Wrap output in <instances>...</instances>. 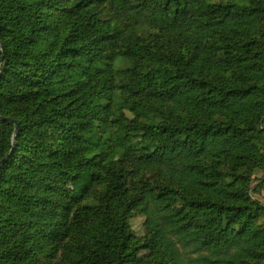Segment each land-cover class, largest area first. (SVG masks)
<instances>
[{
    "label": "trees",
    "instance_id": "1",
    "mask_svg": "<svg viewBox=\"0 0 264 264\" xmlns=\"http://www.w3.org/2000/svg\"><path fill=\"white\" fill-rule=\"evenodd\" d=\"M0 165V264H264V0H0Z\"/></svg>",
    "mask_w": 264,
    "mask_h": 264
},
{
    "label": "rangeland",
    "instance_id": "2",
    "mask_svg": "<svg viewBox=\"0 0 264 264\" xmlns=\"http://www.w3.org/2000/svg\"><path fill=\"white\" fill-rule=\"evenodd\" d=\"M261 197L264 198V192H262ZM138 221L141 222V220H137V221H135V226H134V228H135L136 231L138 230V224H137Z\"/></svg>",
    "mask_w": 264,
    "mask_h": 264
},
{
    "label": "water",
    "instance_id": "3",
    "mask_svg": "<svg viewBox=\"0 0 264 264\" xmlns=\"http://www.w3.org/2000/svg\"><path fill=\"white\" fill-rule=\"evenodd\" d=\"M4 51V50H3ZM17 127H18V125H17ZM0 167H1V165H0Z\"/></svg>",
    "mask_w": 264,
    "mask_h": 264
}]
</instances>
